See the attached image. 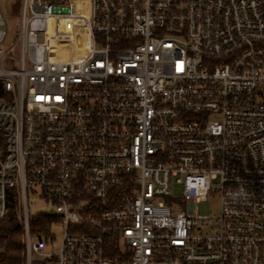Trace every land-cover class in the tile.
<instances>
[{"label":"built area","instance_id":"2783aa9c","mask_svg":"<svg viewBox=\"0 0 264 264\" xmlns=\"http://www.w3.org/2000/svg\"><path fill=\"white\" fill-rule=\"evenodd\" d=\"M74 1L84 55L58 59ZM16 6L17 57L0 6V221L16 189L26 264H264V0ZM30 194L52 207L45 237ZM210 198L219 217L198 218Z\"/></svg>","mask_w":264,"mask_h":264},{"label":"trees","instance_id":"16d2710c","mask_svg":"<svg viewBox=\"0 0 264 264\" xmlns=\"http://www.w3.org/2000/svg\"><path fill=\"white\" fill-rule=\"evenodd\" d=\"M9 214L0 221V264H26L23 227L17 190L9 193ZM53 219L41 214L31 219L33 234L48 235Z\"/></svg>","mask_w":264,"mask_h":264},{"label":"rangeland","instance_id":"374dc122","mask_svg":"<svg viewBox=\"0 0 264 264\" xmlns=\"http://www.w3.org/2000/svg\"><path fill=\"white\" fill-rule=\"evenodd\" d=\"M0 6L7 18L8 22V39L2 49L3 53L10 50L16 43L17 37L20 32V18L18 17V6H16V0H0ZM63 30H60V33ZM10 55L18 56V46L15 50L8 51ZM30 217L35 218L41 214H47L52 211V207L46 205L43 200L37 199L32 194L28 198ZM196 216L200 219L204 218H217L220 214V202L219 199L210 198L206 202L199 201L195 207ZM53 240L48 244L49 252H56L60 245V241L63 235V229L61 227H54L52 230ZM36 258V256H34Z\"/></svg>","mask_w":264,"mask_h":264},{"label":"bare ground","instance_id":"6f19581e","mask_svg":"<svg viewBox=\"0 0 264 264\" xmlns=\"http://www.w3.org/2000/svg\"><path fill=\"white\" fill-rule=\"evenodd\" d=\"M87 2L74 1L72 4V11L74 16L78 19L62 20L59 39L55 42L56 58L63 60H79L84 55V21L88 17ZM83 18V20H82Z\"/></svg>","mask_w":264,"mask_h":264}]
</instances>
